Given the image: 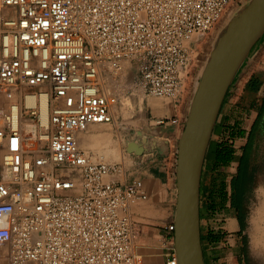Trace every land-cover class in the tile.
I'll return each mask as SVG.
<instances>
[{
    "label": "built area",
    "instance_id": "built-area-1",
    "mask_svg": "<svg viewBox=\"0 0 264 264\" xmlns=\"http://www.w3.org/2000/svg\"><path fill=\"white\" fill-rule=\"evenodd\" d=\"M229 2L0 0V97H9L0 104V245L10 264H143L127 210L146 194L117 183L121 166L94 160L76 134L113 121L117 98L100 69L119 71L124 60L137 62L147 95L176 97L190 43Z\"/></svg>",
    "mask_w": 264,
    "mask_h": 264
},
{
    "label": "crops",
    "instance_id": "crops-1",
    "mask_svg": "<svg viewBox=\"0 0 264 264\" xmlns=\"http://www.w3.org/2000/svg\"><path fill=\"white\" fill-rule=\"evenodd\" d=\"M248 58L246 66L251 67V73L240 83L237 96L227 99L230 93L228 92L219 111L203 164L201 186L204 176L207 179L211 178L213 174L214 152L219 146L231 145L234 158L229 166L218 167L216 170L218 176L226 177L225 181H227L232 177L231 175L227 178V171H230V166L232 168L233 165L234 178L238 174L241 155L247 143L250 129L241 126L240 118H234V110L231 108L246 95L256 96L264 92V35ZM255 72H259L262 79L259 89L256 93H244L247 81ZM233 89L234 85L230 91ZM260 97L264 98L262 95ZM190 103L191 101L184 96L145 97L143 107L149 116V122L140 128L136 127L134 133H130L128 138L124 132L121 141L118 142L113 139V132L109 134L103 127L87 128V130L76 134L79 146L80 138L110 135V143L102 146L100 151L90 147L80 146V148L97 161H104L102 158L106 157L101 154V151L108 152L109 150L112 153H118L119 162L117 163L121 166V172L116 177L117 183L134 184L146 194L145 199H138L127 210L135 222L134 247L141 255L143 264H166L172 254L176 256L175 227L173 230H169L168 226H174L175 221L177 150ZM244 111L249 110L244 109ZM161 118H167L169 121L163 125L158 124L157 121ZM174 119L177 122L173 123ZM239 128L245 131L244 135L232 136L231 134H234ZM131 143L132 147L129 146ZM222 211L220 218L215 219V223L209 219L206 209L200 208V234L205 264H254L257 262L264 264V253L259 249L261 240L257 239L254 233V214L249 213L244 219L242 227L235 208L233 210L229 204H226ZM210 229L223 232L226 242L216 245L204 242L205 234ZM245 236L246 244L244 243ZM232 239H234V254L229 243ZM227 244L230 245L226 246ZM245 247L246 255L242 253ZM0 264H10L7 244L0 245Z\"/></svg>",
    "mask_w": 264,
    "mask_h": 264
},
{
    "label": "water",
    "instance_id": "water-1",
    "mask_svg": "<svg viewBox=\"0 0 264 264\" xmlns=\"http://www.w3.org/2000/svg\"><path fill=\"white\" fill-rule=\"evenodd\" d=\"M263 35L264 0H249L218 33L191 99L177 150L174 246L178 264H205L200 234L203 164L221 106Z\"/></svg>",
    "mask_w": 264,
    "mask_h": 264
},
{
    "label": "rangeland",
    "instance_id": "rangeland-1",
    "mask_svg": "<svg viewBox=\"0 0 264 264\" xmlns=\"http://www.w3.org/2000/svg\"><path fill=\"white\" fill-rule=\"evenodd\" d=\"M248 2L249 0H230L229 5L221 21L210 31L204 34L201 38H199L198 40H194L190 43L189 47L192 52L190 68L188 72L184 75L182 86L177 94L178 97L184 96L185 98H188L191 101L195 89L198 85L200 75L209 57V53L216 41V37L218 33L220 32L222 27L226 24L225 22H227ZM248 60L249 58L245 60L240 70L238 71V74L234 80V87L235 86L239 87L243 79H245L251 73L252 71L251 67L246 66ZM101 70H102L101 76L99 77L100 83L101 84L103 83L102 86H104L106 92L109 95L116 96L117 112L116 115L114 116L113 122L108 124H98V125H102L103 129L109 134L113 132L112 137L114 140H116V142H118L121 141L122 134L124 132H126L125 134H127V138H128L130 133L131 134L134 133V129L136 127L140 128L142 126H145L149 122L148 119L149 116L145 112V109L143 107V102L145 97H152V98H157V97L147 95L138 84L139 70H138V64L134 60L133 61L124 60L122 62V69L119 71H113L110 68H104ZM261 95L264 96V92L256 96L246 95L245 97L240 98L239 102L236 105L232 106L231 108L232 110H234L233 111L235 115L234 118H240L239 122L241 126L247 129L251 128L254 120L258 117V123L253 134V141H252L253 143L251 144V148H250L251 152L249 154L246 163L242 165V168L244 169L247 175L246 177L247 184L245 186L246 190L242 204L244 207L245 218L249 215V213L254 214L255 217L254 233L256 235V238L257 239L260 238L261 240L260 246L264 241V109L260 113V107L262 104L261 101L263 98L260 97ZM15 98H17V95H13L11 100ZM8 100L9 97L4 98V102L3 100H1L0 102L2 106L1 110H3ZM126 101H129V103L128 104L125 103ZM244 109H247L249 111H244ZM91 127L93 126H89L88 129ZM109 153L112 152L101 151V154H104L106 157L108 156ZM60 172L62 171L61 170L56 171L57 174ZM63 172L66 174L65 170ZM227 172H228L227 178H229V176L232 175V177L227 179L226 181V185H227L226 188L228 193L230 194L231 192L230 181L232 180V178H234V165L232 168L230 166V171ZM72 175L77 176V172L73 171ZM209 181L210 178L208 177L206 179L204 176L202 186L200 187V202H202L201 204L202 209L206 208L205 203L207 199V188L209 185L208 183H210ZM223 209L217 211L215 215L211 217L206 211L211 222H215V219L220 218V214L223 213L222 211ZM224 236L220 242H226ZM229 243L231 245L227 244L226 246L230 245L232 247V252L234 254V239L229 241ZM246 254L247 251L245 252V255ZM254 264H262V263L257 262Z\"/></svg>",
    "mask_w": 264,
    "mask_h": 264
},
{
    "label": "trees",
    "instance_id": "trees-1",
    "mask_svg": "<svg viewBox=\"0 0 264 264\" xmlns=\"http://www.w3.org/2000/svg\"><path fill=\"white\" fill-rule=\"evenodd\" d=\"M261 77L259 75V72H255L251 75L249 80L247 81L244 93H256V91L259 89V86L261 84ZM261 107H260V113L264 109V98L261 101ZM259 115V114H258ZM258 123V117L254 120L248 136H247V143L245 145V148L243 150V153L241 155L240 159V166L238 170V174L235 178H232L230 181V194L227 191L226 188V181L225 177L218 176V173L216 170L219 166H229L230 162L233 160V148L231 145H225V146H219L214 152V158H213V165H212V176L210 178V183L207 188V199L205 203V209L208 212V214L211 216H214L215 213L221 209H223L227 203H229V206L234 210V208L237 211L238 218L240 220V224L243 227L244 226V219H245V212L244 207L242 204V201L244 199L245 195V186L247 184L246 181V172L242 168V165H244L249 157L250 154V148L252 144L253 134L254 130ZM245 131L243 129H237L236 132L231 134L234 137L242 136L244 135ZM202 202H200V208H202ZM224 233L219 230H213L210 229L206 232L204 242L210 243L211 245H216L221 241L223 238ZM244 243L246 244V238H244ZM244 255L246 252V247L243 250Z\"/></svg>",
    "mask_w": 264,
    "mask_h": 264
},
{
    "label": "bare ground",
    "instance_id": "bare-ground-1",
    "mask_svg": "<svg viewBox=\"0 0 264 264\" xmlns=\"http://www.w3.org/2000/svg\"><path fill=\"white\" fill-rule=\"evenodd\" d=\"M226 23V22H225ZM101 70V69H100ZM2 98L0 97V102H1ZM132 101V99H131ZM125 103H129V101H126ZM124 103V104H125ZM116 105L117 104H113L111 107V112L112 114L115 116L117 109H116ZM116 109V110H115ZM102 125H98L95 124L93 125V127H91L92 129H97V128H101ZM87 130V129H86ZM85 131V130H84ZM82 132V131H81ZM26 135L27 136H32L33 135V130L30 127H26ZM80 146L83 148H95L98 149L99 151L102 150V146H105L107 144L110 143V135L108 134H103V135H94L93 137L89 136L87 139H81L80 138ZM104 151V150H103ZM109 151V150H108ZM106 152V151H105ZM259 249L262 253H264V244L262 243L261 246H259Z\"/></svg>",
    "mask_w": 264,
    "mask_h": 264
},
{
    "label": "clouds",
    "instance_id": "clouds-1",
    "mask_svg": "<svg viewBox=\"0 0 264 264\" xmlns=\"http://www.w3.org/2000/svg\"><path fill=\"white\" fill-rule=\"evenodd\" d=\"M104 160V162H108V163H117L119 162V155L118 153H109L107 157L102 158ZM7 217L6 215L0 213V226H3V224L5 223Z\"/></svg>",
    "mask_w": 264,
    "mask_h": 264
},
{
    "label": "flooded vegetation",
    "instance_id": "flooded-vegetation-1",
    "mask_svg": "<svg viewBox=\"0 0 264 264\" xmlns=\"http://www.w3.org/2000/svg\"><path fill=\"white\" fill-rule=\"evenodd\" d=\"M252 141H253V139H252ZM253 143V142H252Z\"/></svg>",
    "mask_w": 264,
    "mask_h": 264
}]
</instances>
